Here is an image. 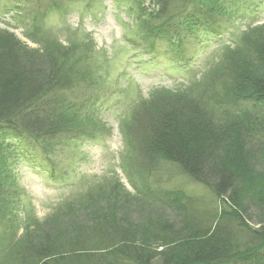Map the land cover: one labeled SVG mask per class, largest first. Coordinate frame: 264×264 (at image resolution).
<instances>
[{
    "label": "trees",
    "instance_id": "trees-1",
    "mask_svg": "<svg viewBox=\"0 0 264 264\" xmlns=\"http://www.w3.org/2000/svg\"><path fill=\"white\" fill-rule=\"evenodd\" d=\"M48 1L13 3H32L33 12L43 16L46 9L60 7ZM131 2L147 56L160 45L180 63L197 43L222 37L223 18L233 8L232 0ZM231 39L232 48L203 81V87L214 81V89L223 91L214 96L213 109L184 93L158 95L144 119L146 176L160 179L167 165L176 166L206 189L207 202L184 188L165 191L153 183L155 200L169 211L147 216L137 209L132 216L130 198L108 192L107 209L98 210L97 201L90 205L87 200L69 209L58 226L48 223L51 217L33 231L27 226L32 239L16 243L13 264H264V26L249 25ZM67 53L55 43L31 49L0 30L1 163L15 156L6 137L24 139L52 161L59 143H70L97 125L84 108L92 74L80 70ZM211 91L202 89V95ZM131 161L136 164L135 155ZM1 163L2 196L9 179L1 175ZM5 236L0 233V252Z\"/></svg>",
    "mask_w": 264,
    "mask_h": 264
},
{
    "label": "rangeland",
    "instance_id": "rangeland-1",
    "mask_svg": "<svg viewBox=\"0 0 264 264\" xmlns=\"http://www.w3.org/2000/svg\"><path fill=\"white\" fill-rule=\"evenodd\" d=\"M55 1L60 4L58 9H46L42 2L41 9L47 11L41 16L30 8L32 3L20 6L13 0H0V30L12 32L31 49L51 43L67 49L66 58H74L80 70L92 74L93 84L86 90L89 103L84 108L97 125L70 143H59L53 149L52 161L24 139L6 137L15 156L0 162L1 175L9 179L0 194L4 201L0 202V233L6 235L0 264L14 263L16 243L29 242L33 229L46 217L54 220L48 221L51 226H58L66 220L69 209L87 200L90 205L97 201L98 210L107 209L108 192L126 194L130 198L126 203L134 204L128 209L132 216L137 209L147 216L169 211L155 200L153 183L165 191L184 188L207 202L206 189L178 172L176 166L167 165L160 179L146 176L149 163L143 150L148 104L154 96L184 93L202 99L206 108L213 109L214 96L223 91L214 89V81L202 86L208 71L232 48L231 35L249 25L264 26V0H232L233 8H228L232 15L223 18L222 37L209 36L214 41L197 43L180 63L170 60L160 45L155 55L147 56L146 42L130 11L131 0ZM12 6L16 9H10ZM208 87L212 91L202 95V89ZM145 100L148 102L143 106ZM134 155L136 164L131 161ZM27 226L32 231L26 236Z\"/></svg>",
    "mask_w": 264,
    "mask_h": 264
}]
</instances>
